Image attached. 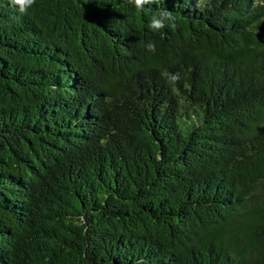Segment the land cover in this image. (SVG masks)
<instances>
[{
    "label": "trees",
    "instance_id": "16d2710c",
    "mask_svg": "<svg viewBox=\"0 0 264 264\" xmlns=\"http://www.w3.org/2000/svg\"><path fill=\"white\" fill-rule=\"evenodd\" d=\"M148 7L0 0V264H264V0Z\"/></svg>",
    "mask_w": 264,
    "mask_h": 264
},
{
    "label": "clouds",
    "instance_id": "9594fccd",
    "mask_svg": "<svg viewBox=\"0 0 264 264\" xmlns=\"http://www.w3.org/2000/svg\"><path fill=\"white\" fill-rule=\"evenodd\" d=\"M134 4L136 10L140 12H151V18L148 24V27L153 31H160L166 27L174 26L176 21V16L173 11L168 10L167 8H157L153 10L150 5H153L157 0H131ZM36 0H9V4L12 7H17L16 14L12 17L13 20H18L22 16L28 13L29 8L34 6ZM147 50L155 54L157 45L155 42H150L147 44ZM162 77L170 85L176 84L180 80V73H172L168 70H164L161 73Z\"/></svg>",
    "mask_w": 264,
    "mask_h": 264
}]
</instances>
